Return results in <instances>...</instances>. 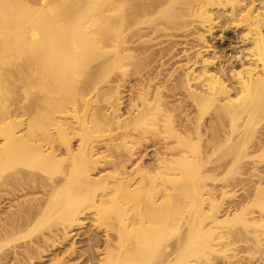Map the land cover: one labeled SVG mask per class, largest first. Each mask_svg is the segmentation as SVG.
<instances>
[{
	"label": "bare ground",
	"instance_id": "1",
	"mask_svg": "<svg viewBox=\"0 0 264 264\" xmlns=\"http://www.w3.org/2000/svg\"><path fill=\"white\" fill-rule=\"evenodd\" d=\"M230 22L222 63L203 34ZM191 26L204 50L167 72L176 44L149 42ZM53 247L59 264H264V0H0V264Z\"/></svg>",
	"mask_w": 264,
	"mask_h": 264
},
{
	"label": "rangeland",
	"instance_id": "2",
	"mask_svg": "<svg viewBox=\"0 0 264 264\" xmlns=\"http://www.w3.org/2000/svg\"><path fill=\"white\" fill-rule=\"evenodd\" d=\"M220 19H218L217 20V22L219 21ZM222 22V21H221ZM231 23V22H230ZM227 23V24H224V23H222L221 24V27L219 28L218 26H214L213 28H212V30H211V33H204L201 29H200V27H196V28H194V26H193V29H192V26L191 27H187V28H183L182 30H181V27H180V31H178L177 29L175 30V29H170L168 32H167V30H166V32L168 33H165V34H163L164 33V31H159L160 33H156V35L155 34H151V35H155V38H157V39H155L154 37L151 39V42H149V45L151 44L152 46H150V48H152V50H156V49H159L158 48V43H161V44H159V45H161L160 47L162 48H164V51L166 50V48H167V46L169 45L170 46V44H167L168 42H174L175 44H176V46L174 45V47H171V49L173 50V51H168L167 52V56H169V55H171V53L170 52H172V56H169V57H172V59H170L169 57H165V55L163 56V58H161L160 59V61H165V62H167V61H169L170 62V65L168 64L169 62H167V65H169V67H171L170 69H169V67L168 66H166V65H164V68H166V69H168V70H170V71H167V72H171V70L173 69V68H175V67H177L178 66V64L179 65H181V64H183L184 62L181 60V61H178V60H180V59H183L182 57H181V54H183V53H181V50H182V48L183 49H185V48H188V50L186 49V51H188V52H186V53H188V55L189 56H192V55H195L194 53H196L197 51H203L204 50V47H202L201 48V44H204L202 41H200L199 40V42H198V38H197V33H199V32H203L204 34L203 35H205V37H206V42L209 44V45H212L213 47H215L214 49H215V51L218 53V52H220L219 53V55L220 56H222L223 58H222V63H223V60H229L228 58L229 57H231L232 55H235V53L237 52V50H239V46L241 45V43H240V38H239V35H240V28H238L239 26H236V23ZM216 25H219L218 23L216 24ZM235 26V27H234ZM224 27V28H223ZM222 28V29H221ZM188 29V30H187ZM190 29V30H189ZM191 29H192V31H191ZM195 29V30H194ZM198 30V31H197ZM186 31V32H185ZM194 31V32H193ZM239 31V32H238ZM169 32L170 33H173V34H169ZM177 32V33H176ZM189 32H190V34H189ZM201 32V33H202ZM174 33H175V35H174ZM158 34H160V35H158ZM187 34V35H186ZM163 35H165V37L163 36ZM167 35V36H166ZM150 35L148 34V36H146V38H148ZM157 36V37H156ZM180 36H182V37H180ZM185 38H184V37ZM195 36H196V39H195ZM208 36V37H207ZM159 37V38H158ZM164 37V38H163ZM167 37H169V38H167ZM145 37L144 38H142V39H146ZM163 38V39H162ZM173 38V39H172ZM155 39V40H154ZM158 39H160V42H159V40ZM171 39H172V41H171ZM154 40V41H153ZM167 40H169L168 42H167ZM176 40H177V43H176ZM186 40V41H185ZM195 40V41H194ZM163 43H162V42ZM238 41H239V43H238ZM187 42V43H186ZM194 42H195V44H194ZM197 42V43H196ZM167 44V46H165V44ZM189 43V44H188ZM201 43V44H200ZM188 44V45H187ZM164 45V46H163ZM182 45V46H181ZM157 46V47H156ZM185 46V47H184ZM186 46H188V47H186ZM196 46V47H195ZM166 47V48H165ZM179 47V48H178ZM176 48H178V49H176ZM192 48V49H191ZM170 49V48H169ZM181 49V50H180ZM160 50H162L163 51V49H160ZM191 50V51H190ZM176 51V52H175ZM190 51V52H189ZM194 51V52H193ZM196 51V52H195ZM184 52V53H185ZM192 52V53H191ZM168 53H170L169 55H168ZM175 53V54H174ZM178 53V54H177ZM201 53H203V52H201ZM177 54V55H176ZM192 54V55H191ZM175 56V58L173 59V57ZM183 57H184V54L182 55ZM179 57V58H178ZM164 58H166L167 59V61H166V59H164ZM169 59V60H168ZM175 59H177L176 61H174ZM172 60V61H171ZM232 60V59H231ZM173 62V63H172ZM174 62H175V64H174ZM180 62V63H179ZM155 63H156V65H155ZM154 63V61L152 62V66H153V64H154V66L155 67H157L158 66V64H159V61H156ZM177 63V64H176ZM226 65H228V63H226V62H224ZM166 64V63H165ZM236 63L234 62V65H235ZM176 65V66H175ZM237 65V64H236ZM160 66V65H159ZM159 66H158V68H159ZM163 66H160V68L159 69H157V70H160L161 68H162ZM134 78H136L135 76L131 79V78H126L127 79V81L129 80V81H131V80H133ZM134 82H136L135 80H133ZM133 81H131V82H133ZM131 82L129 83H127L126 85L128 86V85H131ZM124 83V82H123ZM126 83V82H125ZM124 83V84H125ZM121 89H124V90H126L125 88H123V87H121ZM128 90H126V91H123V93L126 95V96H124V94L122 95L124 98H125V101H124V103H123V108L125 109V108H127L128 106H127V103L129 102V101H126V99L128 98L129 99V94H130V92L128 91ZM129 93V94H128ZM122 97V99L124 100V98ZM127 102V103H126ZM126 103V104H125ZM124 105H125V107H124ZM122 108V109H123ZM212 110V109H211ZM211 110H207L206 112H207V114H206V112L202 115V120H204V121H202V122H204L203 123V125H202V128H204V126L206 125V121H208V125H211V123H210V121L209 120H211V117H210V113L209 112H211ZM209 114V115H208ZM210 117V118H209ZM207 119H209V120H207ZM213 124V123H212ZM205 127H207L208 128V126H205ZM207 128H204V130H206ZM203 130V131H204ZM208 130V129H207ZM206 130V131H207ZM205 131V132H206ZM208 133H210V132H208ZM151 142H146L145 143V148L146 149H143L142 150V152H141V154L143 155V151H144V158H147V157H149V156H151V155H153V151L156 149V144L154 143V145H153V142L150 144ZM153 148H155V149H153ZM152 153V154H151ZM221 174V173H220ZM220 174H219V177H220ZM222 175V174H221ZM208 181V180H207ZM210 181V180H209ZM208 181V182H209ZM208 182H206V184L208 183ZM217 183L216 184H218V187H220V184L221 183H224V181H216ZM221 182V183H220ZM210 185V182H209V184H208V186ZM238 192V191H237ZM219 194V190H217L216 191V197H218V196H220V194ZM205 196V195H204ZM222 196H220V198H221ZM219 198V197H218ZM228 197H224V198H222V203H223V205H222V207H225V206H228L229 205V199H227ZM179 199H181V198H179ZM184 199H186V198H183V200ZM219 200V199H218ZM224 200H226V201H224ZM232 200V198L230 199V201ZM179 201H181L182 203H184L183 201H182V199L181 200H179ZM225 202V203H224ZM1 204H3L4 205V202H2ZM225 204V205H224ZM91 212L90 211H88V213L86 212V215H87V217H88V219L86 218V219H84L83 220V223L84 224H82V225H80L78 228H75V230L73 231V232H75V235L73 236V239H71V240H73V242H74V246L75 247H78V249L76 248V250H80V249H85L86 247H85V245L87 244V241H85L83 238H85V234H82L81 232H83V231H86L85 230V228L88 230V228H92L91 227V221H89L92 217H94V216H92V214L89 216V214H90ZM83 216V215H82ZM86 223H88V224H86ZM82 230V231H81ZM81 231V232H80ZM98 231H100V230H98ZM77 232H79V233H77ZM81 234V235H80ZM83 235V236H82ZM82 238H81V237ZM182 235H180L179 237H181ZM70 240V241H71ZM81 240V241H80ZM83 240V241H82ZM78 241V242H77ZM70 242L68 241L67 243L65 242V245H66V247L68 246V244H69ZM83 244V246L81 247V245ZM79 246H80V248H79ZM87 246V245H86ZM66 247H64L63 246V248H66ZM85 247V248H84ZM53 248H55L54 249V252H52L53 250H51V252H49L51 255L50 256H44L43 258H41V259H36L35 261H34V264H59V261L58 262H56V261H54V258H58V257H60V255L61 254H63V253H60V252H64V251H62V250H65V249H61V248H58V250H60V251H58L57 250V248L56 247H53ZM52 248V249H53ZM56 251V252H55ZM56 253V254H55ZM53 254H54V256H53ZM58 254H59V256H58ZM96 256V257H95ZM94 256V258H95V264H96V258H98L99 256L101 257V255H99L98 256V254H96ZM98 256V257H97ZM51 259V260H50ZM80 258H74V259H69V263L71 262V263H79V260ZM48 260H49V262L50 263H48ZM65 260H67V259H65ZM72 260H73V262H72ZM98 260V259H97ZM51 261H52V263H51ZM54 261V262H53ZM8 262H10V263H8ZM8 262H6L7 264H11L12 262H13V260H9ZM81 262V261H80ZM74 263V264H75ZM90 263H92V262H90ZM80 264V263H79ZM85 264H89V263H85ZM94 264V263H93Z\"/></svg>",
	"mask_w": 264,
	"mask_h": 264
}]
</instances>
